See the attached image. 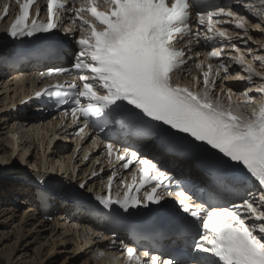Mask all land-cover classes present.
Segmentation results:
<instances>
[{
	"label": "snow or ice",
	"instance_id": "obj_1",
	"mask_svg": "<svg viewBox=\"0 0 264 264\" xmlns=\"http://www.w3.org/2000/svg\"><path fill=\"white\" fill-rule=\"evenodd\" d=\"M15 3L20 14L10 26L11 38L46 34L43 55L53 61L64 52L54 29L72 35L76 45L70 66L41 73L71 82L43 95L65 106L61 111L71 117L68 126H77L76 136L83 139L88 129L96 133L92 145L101 139L100 155L110 164L119 163L126 173L133 168L131 186L124 176L118 180L124 194L115 200L117 171L110 173L100 204L109 212L114 205L123 213L152 206L159 212L166 197H177L169 255L118 240L114 231L102 237L116 249L113 261L122 255V264H264V54H254L264 50V41H254L259 49L247 46L236 30L253 40L249 20L235 10L239 6L257 17L254 26L264 31V0H47L46 23H37V0ZM58 12L68 23L56 22ZM234 37L241 38L243 51ZM177 38L182 48L175 46ZM201 45L207 49L204 60L194 50ZM233 64L239 71L230 70ZM192 66L199 76L192 75ZM178 71L187 73L192 87L174 82ZM227 80L247 82L235 93L240 100H233L230 87L226 90ZM176 154L196 161L199 178L191 169L187 180L172 174L167 157ZM95 162L101 163L99 156ZM97 175L92 172L90 178ZM36 182L46 183L43 177Z\"/></svg>",
	"mask_w": 264,
	"mask_h": 264
},
{
	"label": "rangeland",
	"instance_id": "obj_2",
	"mask_svg": "<svg viewBox=\"0 0 264 264\" xmlns=\"http://www.w3.org/2000/svg\"><path fill=\"white\" fill-rule=\"evenodd\" d=\"M259 33H261V31H259ZM250 46L252 48H259L258 44H252ZM244 54L246 57L248 56L246 52ZM254 54L262 53L261 50H259L258 53ZM253 63L256 64L259 62L256 61ZM0 77L2 79L0 82V175L6 166V170L9 169L10 172H18L19 170H29V172H32L35 168V172H38L39 168H37V164H39L41 160L44 161V164L46 163L43 168L41 167L42 171L47 166L51 168L53 161L48 155L54 150V147H65L67 141L62 140L65 143L61 142L54 147H49L48 140L50 139V135H53L54 132L52 129H49L48 134L45 131H41V134L40 131H30L29 127L23 128L21 125L16 126V128H18L17 130H19V128L21 130H19L20 132L18 131L19 136L17 135L18 138H16V140L15 137L17 136L14 137V133L11 132L12 122L7 115L12 113L14 105L10 104V102L17 98V93L19 94L18 89L20 88L15 83V78H13V76L6 73ZM224 84L227 90L230 84L232 86L237 85L238 81L227 80ZM14 88L17 89L14 90ZM233 89L234 88H232V90ZM242 89L243 87L239 88L240 91ZM25 91L26 88L24 87L23 90H20V94H23ZM252 95H255V93L253 92ZM27 128H29V130H27ZM23 132H27V135L25 133L23 134ZM38 135L40 137L42 136V139ZM43 137L46 138L44 139ZM35 138L38 141H36ZM8 139L11 142L10 144L8 143ZM21 139L23 140L21 143L16 142ZM32 141L34 142L33 144ZM71 141L72 142L68 141L67 148L69 151L73 152L75 141ZM12 146H14L16 151L14 150L15 154L10 158L9 152L10 149H13ZM24 147L26 150L23 149ZM80 153L77 152L75 156L77 159H74V162H78L76 164V170L79 171L82 169V165L79 162H81L80 159L83 157V153ZM79 154L80 156L78 157ZM43 157L44 159H42ZM20 159H24V163ZM84 163H89L90 167L92 165V163L88 161H84ZM28 164L29 166H27ZM55 166L57 167V165ZM3 175L5 176V174ZM5 178L6 177H3V179ZM5 189L7 191L10 190L9 188ZM28 192L29 190L23 195L20 194L16 196L14 194H7L6 196L5 194L3 199L0 197V258L6 260V264H115L113 258L105 254L103 249L97 252V249H101L98 245L101 240L87 236L88 242H86L84 238L86 234L82 235V231H76L74 228L65 224L64 221H58L55 216L54 219L49 221L43 219L38 220V218L34 216L35 213H33L36 211L35 202H28ZM25 212L26 214L23 217V213ZM41 221L43 222L41 223ZM100 253H104V255L101 256Z\"/></svg>",
	"mask_w": 264,
	"mask_h": 264
},
{
	"label": "bare ground",
	"instance_id": "obj_3",
	"mask_svg": "<svg viewBox=\"0 0 264 264\" xmlns=\"http://www.w3.org/2000/svg\"><path fill=\"white\" fill-rule=\"evenodd\" d=\"M238 4V3H237ZM236 11L244 14L246 16V18L249 20V24L246 26L248 28V32L249 34L253 37V40H248L247 36H244L243 35V31L244 30H236V31H239L241 33V37L243 40H247V46L248 47H251L250 45L252 44H257V43H254V41H264V31H261L260 29L256 28L254 25L258 22V18L255 17L254 15L250 14V13H247L245 11L244 8L242 7H239L237 6ZM220 26V25H219ZM229 28L230 31H232L234 29V25H229L227 26ZM261 28H264V23L261 24ZM259 31H261V33H259ZM233 42L237 44V46L243 51V49L245 48V45L241 42V38H237V37H234L233 38ZM229 49V52H232L233 55H238L239 53H236L233 49L231 48H228ZM259 49V48H257ZM261 53L264 54V51L261 50ZM4 54H8V49H7V45L5 43V40L4 38L2 37V27H0V61L3 60V55ZM245 55V54H244ZM246 57V55H245ZM247 58V57H246ZM33 67V66H32ZM27 68H23V70H20V71H17V70H11V73L12 75L13 74H23L25 72V74H31L29 71H26ZM240 69V66L239 65H235L233 64L232 65V68L230 70H237L239 71ZM196 68L195 69H192L193 72H196ZM7 69L0 66V76L1 75H5L7 73ZM241 74H244L241 72ZM16 76V75H15ZM37 76V75H35ZM14 77V76H13ZM38 79H41L39 76H37ZM11 79V78H10ZM1 77H0V82H1ZM25 80H29L32 84L34 83V80L32 81V78H21V77H16L15 78V83L17 84V86L20 88L18 89L19 91V94L17 93V98L16 99H13L11 100L10 104H13L14 107V112H12V114H9L7 115L8 118H10V121L12 122V128H11V132L14 133V137L15 136H19V132L21 131L20 128L19 130H17L18 128H16L17 125H21L23 128L24 127H28L30 128V131L31 130H36V131H45L47 132V134L49 133V129H52V131H54L53 135H54V138L53 139H49L48 136L47 138L49 139L48 142H49V147L53 146L56 142H59L61 140L63 141H67L69 138H70V135L72 133H66L64 130H66L64 127L60 126L59 123H55L53 125L50 124V122L52 121V118H49L48 116H46L45 118H42L41 116L40 117H37V116H29V115H26L24 113H21V109L23 107H19L20 104L22 103V99L26 96V92L23 93V94H20V90L22 89L23 90V84L25 82ZM233 81H238V84L237 85H234L232 86L230 84V86H228L227 88H234V95H233V100H240L241 97L235 95V93H238L240 92L239 88L241 87H245L246 85V81H241V80H233ZM4 82V81H3ZM219 82V81H218ZM11 84V83H10ZM7 85V84H6ZM36 84H33L32 87H34ZM183 85H187L189 86L187 83H183ZM8 86V85H7ZM16 86V87H17ZM13 89V88H12ZM17 89V88H16ZM14 88V90H16ZM11 91V90H10ZM30 93V92H29ZM14 94V93H13ZM256 94V93H255ZM24 95V96H23ZM249 95H252V93H249ZM15 96V95H14ZM13 96V97H14ZM22 96V97H21ZM28 97V96H27ZM12 98V97H11ZM10 98V99H11ZM17 105V106H16ZM16 106V107H15ZM9 107V105H8ZM7 108V107H6ZM6 117V116H4ZM44 125V126H43ZM43 126V127H42ZM8 127V126H7ZM20 127V126H18ZM29 128H27V130H29ZM19 131V132H18ZM26 131V130H25ZM35 132V131H33ZM59 132V133H58ZM61 132V133H60ZM25 132H23L24 134ZM27 133V132H26ZM25 133V134H26ZM37 133V132H36ZM42 134V132H41ZM27 135V134H26ZM15 137L16 138H18ZM25 136V135H24ZM23 136V137H24ZM39 136V135H38ZM63 136V137H61ZM83 136V139L81 137H78V138H74L72 140H75L76 142V147H74V150L73 152L72 151H69L68 148H67V145L65 143V147H54V150L50 152V154L48 155V157H50L53 161V164H52V167H46L43 169H41V167L43 168V166L46 165V163L44 164V161H40L37 162L39 164H37V168H39L38 172H35L36 171V168L35 170H33L32 172H29V170H19L18 172L16 171H13V172H10L9 169L6 170V167L2 170L1 172V175H0V197L3 199L5 197V194L7 196V194H14L15 196L16 195H20V194H24L27 190H29L28 192V202H37L38 204V201H37V196L35 195V186L33 185L32 186V181H35L37 177H43L45 179V181H56L58 182L60 185H63L65 186V189L68 190L69 189V185H70V182L71 181H76L77 183H81L83 181H85L86 179H88L90 177V174L92 173V170L96 168V162L94 159H96L98 156H100V153L97 152L96 154H91L92 155V158L90 160L93 161V164L91 165L90 167V164L89 163H84V155L85 154H88L89 156V152L92 153V150L91 148H88L89 147V140L86 139V137ZM28 137V136H27ZM33 137V135H32ZM32 137H29L31 139H34ZM40 137V136H39ZM26 138V136H25ZM28 138V139H29ZM42 139V136L40 137ZM39 138V140H40ZM44 138V137H43ZM46 138V137H45ZM44 138V139H45ZM27 139V138H26ZM17 140V139H16ZM36 141H38L36 138H35ZM8 143L10 144V140L8 139ZM23 140L21 139L20 141H16V142H19L21 143ZM31 141V140H30ZM40 142V141H39ZM34 142L32 141V144ZM83 143L84 145V153H83V157L80 159L81 162V165H82V169H81V173L79 174V172L77 173L75 169H73V172H70L68 167L69 166H72L74 164V166H76V164L78 162H74L73 163V160H74V157L76 155V152H77V149H78V146H81ZM29 144V143H28ZM30 144V145H32ZM36 144V143H35ZM21 145V144H20ZM38 146V145H37ZM13 149H10V152H9V156L10 158L14 156V146H12ZM88 148V149H87ZM24 150L25 147L23 148ZM83 149V148H82ZM3 150V149H2ZM16 151V150H15ZM72 152V153H71ZM5 153V152H3ZM8 153V152H7ZM80 153V152H79ZM82 153V151H81ZM80 153V154H81ZM80 154L78 155V157L80 156ZM37 155V154H36ZM45 156V155H44ZM21 158V157H20ZM39 159V158H38ZM44 159V157L42 158ZM77 159V157L75 158ZM23 160L24 159H20ZM38 161V160H37ZM24 163V162H23ZM36 163V162H35ZM10 164H11V161H10ZM36 165V164H35ZM57 165V167L55 166ZM69 165V166H68ZM29 166V164L27 165ZM33 166V165H32ZM56 167V168H55ZM91 168V170H90ZM1 170V169H0ZM13 170V169H11ZM60 170V171H59ZM90 170V172L88 173V171ZM98 170V169H97ZM15 172V173H14ZM52 173H59V172H63L65 175H68L66 177H59L57 174V176H52ZM11 173V174H10ZM5 174V176L3 175ZM82 175V176H81ZM6 177L5 179H3V177ZM95 182V181H94ZM93 182V183H94ZM92 185V182L90 183ZM5 188H9L10 190H6ZM3 191H4V194H3ZM12 193H11V192ZM9 198V197H8ZM11 198V197H10ZM8 200V199H7ZM16 201V200H15ZM60 203L56 202V205L54 208H57V212H56V215H54L55 217H57L58 221H64L65 224H67L68 226H70L71 228H74L76 231H82V235L86 234L84 236L86 242H88V239H87V236L88 237H94L95 239H98V240H101L98 244L99 245V248L101 249H97V252L99 250L104 251L105 254H108L111 258H113L112 256V253L113 252H116V249H113L114 251H111L112 249H109L107 246L110 244V240L108 239H105L103 238L102 239V236H101V233L100 231L97 229V228H93L94 226L92 225V223H90L85 215L83 213H80L75 210L74 207H72L71 205H66V204H63V201L62 200H58ZM20 202V201H19ZM34 216H36L39 219H44V215L42 213V211L40 209H37L35 212ZM54 213V212H53ZM26 212L23 213V217L25 216ZM4 215V214H3ZM31 216V215H30ZM33 216V215H32ZM43 221H41L42 223ZM64 224V225H65ZM55 225V224H54ZM79 227V228H78ZM78 233V232H77ZM76 239V238H75ZM93 239V238H92ZM83 241V240H82ZM89 245V244H88ZM97 245V246H98ZM117 247H119V243L117 244ZM82 248V247H81ZM81 251V250H80ZM89 253V252H88ZM4 255V254H3ZM118 255H120L118 253ZM121 256V255H120ZM115 264H122L119 262V260H116L114 261ZM0 264H6V260H4L3 258H0Z\"/></svg>",
	"mask_w": 264,
	"mask_h": 264
}]
</instances>
